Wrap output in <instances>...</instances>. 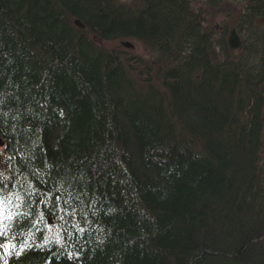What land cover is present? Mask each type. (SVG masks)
Returning a JSON list of instances; mask_svg holds the SVG:
<instances>
[{"label":"trees","instance_id":"1","mask_svg":"<svg viewBox=\"0 0 264 264\" xmlns=\"http://www.w3.org/2000/svg\"><path fill=\"white\" fill-rule=\"evenodd\" d=\"M130 1L0 0V264H264V0Z\"/></svg>","mask_w":264,"mask_h":264},{"label":"snow or ice","instance_id":"2","mask_svg":"<svg viewBox=\"0 0 264 264\" xmlns=\"http://www.w3.org/2000/svg\"><path fill=\"white\" fill-rule=\"evenodd\" d=\"M2 143V142H0ZM12 196H15L17 201H21L20 203H14ZM58 199V197H57ZM22 198L15 193H9L8 195L3 194V189L0 188V237L6 239V242L0 243V249H3L4 256L13 257L16 259L23 258V256L27 253V251L32 247V244L29 240H23L19 244L13 243L14 237H10V233L8 232V226L5 224V221L14 222L20 216H28L27 213H21L19 211L12 212L11 209L5 210V205H12V207L19 209L22 206ZM39 222V221H37ZM83 231V229H80ZM48 241L45 240V243ZM57 242H59V237H57ZM71 258V254H69ZM4 264H8V261H4ZM50 264V262H49Z\"/></svg>","mask_w":264,"mask_h":264},{"label":"rangeland","instance_id":"3","mask_svg":"<svg viewBox=\"0 0 264 264\" xmlns=\"http://www.w3.org/2000/svg\"><path fill=\"white\" fill-rule=\"evenodd\" d=\"M123 3H128L131 4L130 0H119ZM238 20L239 17L238 15H234L230 18H228L225 14L223 13H218L215 16L212 17V19H210V21L207 23V28L208 29H212L216 32V34L218 36L224 35L226 34V39L229 40V36L230 33L233 29H236L238 31ZM239 35L241 37V39L244 41L246 39V34L247 32H239ZM136 53L140 54V55H144V48H136L134 50Z\"/></svg>","mask_w":264,"mask_h":264},{"label":"water","instance_id":"4","mask_svg":"<svg viewBox=\"0 0 264 264\" xmlns=\"http://www.w3.org/2000/svg\"><path fill=\"white\" fill-rule=\"evenodd\" d=\"M75 24L81 29L85 28V26L79 20H77L75 22ZM122 45L124 47H126L128 49H132V50L135 48L134 45L132 43H130V42H123ZM229 47L232 50H240L243 47V41L241 40V38H240V36H239V34H238L236 29H233L231 31L230 36H229Z\"/></svg>","mask_w":264,"mask_h":264}]
</instances>
